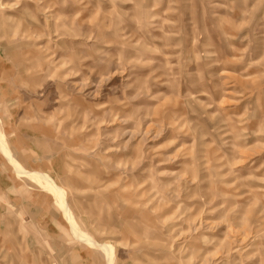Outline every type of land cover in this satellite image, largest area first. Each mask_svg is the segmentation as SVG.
Returning <instances> with one entry per match:
<instances>
[{"label":"rangeland","instance_id":"rangeland-1","mask_svg":"<svg viewBox=\"0 0 264 264\" xmlns=\"http://www.w3.org/2000/svg\"><path fill=\"white\" fill-rule=\"evenodd\" d=\"M0 264H264V0H0Z\"/></svg>","mask_w":264,"mask_h":264},{"label":"bare ground","instance_id":"bare-ground-1","mask_svg":"<svg viewBox=\"0 0 264 264\" xmlns=\"http://www.w3.org/2000/svg\"><path fill=\"white\" fill-rule=\"evenodd\" d=\"M21 174L24 175V176H27V177H30V178H34V179H37V175L34 174V173H30V172H27L26 170H21ZM43 178V177H42ZM45 181V179L43 178L42 181Z\"/></svg>","mask_w":264,"mask_h":264},{"label":"crops","instance_id":"crops-1","mask_svg":"<svg viewBox=\"0 0 264 264\" xmlns=\"http://www.w3.org/2000/svg\"><path fill=\"white\" fill-rule=\"evenodd\" d=\"M62 210V209H61ZM62 212H63V215H64V217L69 221V219H70V217H69V215H67V214H65V212L62 210ZM73 232V231H72ZM87 235V234H86ZM87 239V240H86ZM86 242H88L89 244L91 243V239H90V237L87 235L86 236V238L84 239ZM83 243H86V242H84V241H82ZM93 245H94V243H93Z\"/></svg>","mask_w":264,"mask_h":264}]
</instances>
